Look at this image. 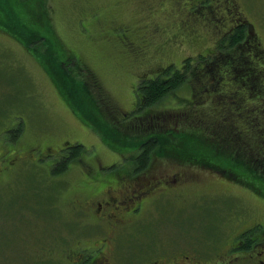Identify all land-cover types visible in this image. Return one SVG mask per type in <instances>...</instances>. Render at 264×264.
<instances>
[{
    "label": "rangeland",
    "instance_id": "374dc122",
    "mask_svg": "<svg viewBox=\"0 0 264 264\" xmlns=\"http://www.w3.org/2000/svg\"><path fill=\"white\" fill-rule=\"evenodd\" d=\"M197 2L193 4L195 14L207 22L192 23L199 36L192 33L193 28L188 29L191 0H22L18 3L0 0V157L4 131L21 122L22 136L7 149L49 146L56 153L65 141L81 144L87 152L81 159L70 162L72 169L74 165L107 167L123 159L104 140L105 131L110 132L114 143L119 141L117 144L122 145L125 141L130 145L143 142L147 135L156 132L159 122L150 119L152 115L168 114L174 116L169 118L172 123H178L177 112L184 113V105L191 96L190 84L138 114L135 87L147 68L153 70L151 66L162 67L167 63L180 67L189 57L207 54L223 38L228 23L222 19L223 8L219 3L212 6L208 1ZM237 2L244 17L254 24L264 47V0ZM214 11L218 16L211 20L209 16ZM117 26L128 28L129 34L115 30ZM31 33L50 40L53 52L57 54L55 49H58L63 60L77 59L68 64L74 80L52 73L55 68L44 44L37 53L24 45V38L32 37ZM127 39L135 43L134 51L124 47L122 42ZM54 57L58 58L55 54ZM235 85L226 79L222 85V92L228 95L226 102L212 105L216 94L210 93V99L202 102L193 119L206 123L209 135L217 121L225 128L237 124L244 134L260 135L264 139V115L260 114L263 96L236 102L230 96ZM66 90L70 92L67 97ZM245 92L243 89L242 93ZM234 103L241 107L239 111L232 112L236 109ZM251 106L257 122L254 130L242 126L241 119L248 117L241 112ZM201 113L203 118L199 117ZM136 147L125 149L130 154L128 158L136 156L138 152L133 150ZM254 149H257L254 158L264 162L260 149L257 146ZM38 156L36 153L23 163L15 183H0V264H11L14 257L22 264V256L36 254L32 232L35 220L41 215L50 214L58 219L63 213L68 220L76 219L66 201L71 200L68 193L84 175L77 168L69 179L71 183L63 189L59 177L45 169L54 159L35 163ZM162 160L165 159L157 162L151 173L135 176L153 181V177L170 179L179 172L177 163ZM120 164L109 172L133 167L131 161ZM203 170L197 172V185L182 188V196L178 193L177 198L172 193L174 196L162 198L155 208H148L147 213L153 214L148 224L160 229L164 241L173 238L184 248H190L195 241L208 236L225 240L237 228V221L229 220L234 215L254 217V220L264 218L263 198L245 186L223 180L218 173ZM226 219L234 232L223 226Z\"/></svg>",
    "mask_w": 264,
    "mask_h": 264
},
{
    "label": "flooded vegetation",
    "instance_id": "af4514ba",
    "mask_svg": "<svg viewBox=\"0 0 264 264\" xmlns=\"http://www.w3.org/2000/svg\"><path fill=\"white\" fill-rule=\"evenodd\" d=\"M191 1L188 29L193 28V34L199 36L192 23L197 21L207 23L205 19L196 16V6L193 4L197 1H203L200 4L208 1L212 6H217L219 3V7L225 12L222 19L226 22L228 20L227 31L223 32L221 40L235 33L240 26L246 25L250 32L246 40L252 42L250 44L252 48L254 45L261 46L262 58L264 57V48L254 31V24L244 17L245 14L237 0ZM216 15L218 16L216 11L211 12L209 19H215ZM209 19L207 20L210 23ZM118 27L129 34L128 28ZM122 43L126 49L134 51L135 43L128 39ZM138 52L139 50L134 54ZM170 65V63L162 67L149 65L154 69L147 68L140 78H146L152 72L158 74ZM6 147L2 146L3 153L0 157L1 184L15 183L23 169V163L33 158L36 153L39 156L34 160L35 163L54 159L51 165L45 166V169L59 177L63 189L71 183L69 179L77 168L84 175L83 179L77 182V187L68 193L71 200L69 198V202L66 201L67 206L71 208V215L76 219L68 220L63 213L58 219L52 218L50 214L37 218L34 224L36 227L32 232L33 241H36L33 248L36 254L27 253L22 256L24 259L21 260L22 264H264V218L254 220V217L234 215L229 220L237 221L235 232L232 224L229 226L228 219L223 224L227 227L226 230L234 232L233 236L225 240L208 236L203 240L199 239L201 241H195L190 248H184L185 246L173 238L164 241L160 229L156 225L148 224L153 218L152 213H147L148 208H155L157 202L167 196L173 194H177L175 195L177 198L179 194L182 196L180 192L188 184L197 185L199 177L197 172L206 169L202 166L176 165L180 170L170 179L163 177L154 180L153 177V181H143L134 175L137 166L132 168L130 172L132 175H123L119 173L121 171L109 172L114 167L122 165L120 163L125 161V158L107 167L74 165L75 169H72L70 163L62 164L71 155L72 146L67 141L56 153L49 146L22 151L10 149L7 151ZM220 176L228 181L226 175ZM252 193L254 194L253 190ZM19 262V258L14 257L11 264Z\"/></svg>",
    "mask_w": 264,
    "mask_h": 264
},
{
    "label": "trees",
    "instance_id": "16d2710c",
    "mask_svg": "<svg viewBox=\"0 0 264 264\" xmlns=\"http://www.w3.org/2000/svg\"><path fill=\"white\" fill-rule=\"evenodd\" d=\"M16 1L18 3L22 0ZM29 7L30 5L27 8ZM115 30L123 32L119 27ZM249 35L248 26L242 25L235 33H231L224 40L217 42L212 49L208 50L207 54L189 57L184 60L180 67L170 65L158 74L152 72L154 75L151 78H142L138 82L135 87L136 114H138V111H145L159 104L170 94L176 95L177 91L186 84H190L192 89L191 96L187 99V104L184 105V113L177 112L179 119L176 120L179 122L172 123L169 120L171 115L168 114L152 115L150 119L159 122L156 127L157 130L153 134L147 135V139L143 142L140 141L141 143L129 145V142L120 141L122 145H118L119 141L114 143L110 132L105 131L104 135L107 137L104 140H107L109 144L111 143V146L116 148L117 153L126 159L125 161H131L133 167L137 166L134 175L149 174L157 161L161 159L167 161L169 159V161L177 163L176 165H199L210 170V172L226 175L228 181L234 180L240 185L253 190L264 199V162L260 158L259 160L254 158V151L257 150L254 149L256 146L260 149L259 154L264 155V139L260 135L254 137L250 133L244 134L237 124L225 128L222 123L217 121L213 125L215 129L210 133V136L207 134L209 127H206V123L202 121L197 123L193 119L195 112L201 109L202 102L207 103L206 98L210 99L208 96L210 93L216 94L212 99V105H222L226 102L228 95L222 92V85L226 79L236 83L235 88L232 89V94H230L232 100L236 102L251 100L256 95H262L264 98V57L262 58L261 46L256 47L254 45L253 48L250 46L252 42L246 40ZM31 36L30 38H24V45L29 50L37 53L41 48L40 45L44 44L47 53L50 55V61L55 68L52 73H60L64 77L74 80V77L70 74V65L68 64L76 58L63 60L61 53H58V49H55L57 54L53 52L54 48L50 40H46L45 37L35 33H31ZM54 54L58 58L54 57ZM193 59H195L194 63ZM243 89H245V93H242ZM65 93L66 97L68 93L70 94L67 90ZM68 99H70L69 96ZM234 107L236 109H233L232 112L241 109L238 103H234ZM180 111H183V109ZM241 113L248 116L241 118L244 122L242 126L254 130V127H257L254 106ZM260 114L264 115V107ZM199 117L203 118L204 114L201 113ZM22 124L23 122L17 127H12L16 130L12 131L10 130L12 128H8L4 131L5 136L3 135V139H1V146L5 148L18 143L11 140H19L22 136ZM71 146V155L62 162L64 165L81 159L82 155L87 152L81 144ZM133 146H137V149L133 150L138 153L136 156L133 155L128 158L127 156L130 154H126L125 149L133 148ZM6 150L8 151L7 148ZM15 150L19 149L15 148ZM133 167L116 172L123 175H132L130 172Z\"/></svg>",
    "mask_w": 264,
    "mask_h": 264
}]
</instances>
